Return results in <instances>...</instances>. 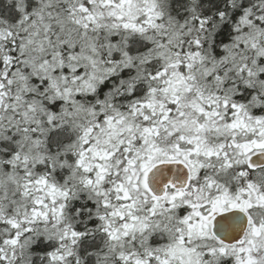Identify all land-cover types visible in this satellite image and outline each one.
Here are the masks:
<instances>
[{
	"label": "snow or ice",
	"instance_id": "1",
	"mask_svg": "<svg viewBox=\"0 0 264 264\" xmlns=\"http://www.w3.org/2000/svg\"><path fill=\"white\" fill-rule=\"evenodd\" d=\"M0 264H264V0H0Z\"/></svg>",
	"mask_w": 264,
	"mask_h": 264
}]
</instances>
